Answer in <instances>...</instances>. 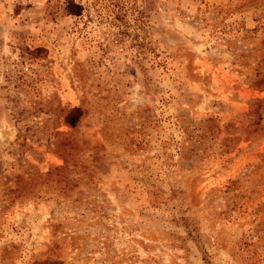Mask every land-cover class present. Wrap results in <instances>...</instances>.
I'll return each mask as SVG.
<instances>
[{"label":"rangeland","instance_id":"1","mask_svg":"<svg viewBox=\"0 0 264 264\" xmlns=\"http://www.w3.org/2000/svg\"><path fill=\"white\" fill-rule=\"evenodd\" d=\"M0 264H264V0H0Z\"/></svg>","mask_w":264,"mask_h":264},{"label":"trees","instance_id":"2","mask_svg":"<svg viewBox=\"0 0 264 264\" xmlns=\"http://www.w3.org/2000/svg\"><path fill=\"white\" fill-rule=\"evenodd\" d=\"M73 5L76 8V11L72 12V13L79 14L81 7L77 4H73ZM80 115H81V109L80 108H78V107L70 108L65 115V121L70 126H74L76 124V122L78 121Z\"/></svg>","mask_w":264,"mask_h":264}]
</instances>
